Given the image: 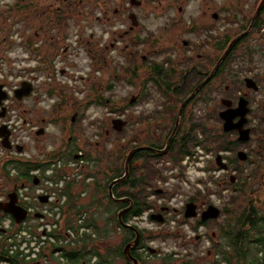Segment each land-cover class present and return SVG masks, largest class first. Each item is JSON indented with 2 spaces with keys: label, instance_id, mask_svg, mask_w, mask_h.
<instances>
[{
  "label": "flooded vegetation",
  "instance_id": "obj_1",
  "mask_svg": "<svg viewBox=\"0 0 264 264\" xmlns=\"http://www.w3.org/2000/svg\"><path fill=\"white\" fill-rule=\"evenodd\" d=\"M16 18L17 24L33 30V36L23 35L18 25L10 32L14 34L10 36L13 40L1 36L6 29L10 30L12 20ZM14 39H17V44ZM16 46L17 60H38L49 74L60 68L59 76L65 83L54 80L48 85L49 88L59 89L54 88L43 105L54 106L52 112L70 107L72 129L76 125L74 120L84 116V109L88 119L93 120L97 115L93 108L106 107L109 110L105 119L111 126L103 136L121 135L127 126L131 132L130 145H133L127 157L131 154V160L135 153L143 151L163 155L154 162L155 169L161 173L179 169L184 174L182 161L186 156L193 155L198 145L211 153L205 167L219 172L225 192L221 195V204L216 206L219 215L229 189L233 185L242 189L238 185L241 183L240 175L246 180L252 176L246 165L255 166L258 159L260 167L263 165L260 183H264V0H0V60L5 58V52L11 53ZM24 46L31 50L28 52ZM65 60L83 62L79 65L63 64ZM101 69L109 72L107 93L116 90L117 81L125 82V87L132 93L126 107L115 106L111 98L99 93L101 86L95 89L98 83L88 86L89 93L73 89L76 81L88 82L94 78L99 82ZM67 80L71 83L68 84ZM42 88L32 87V92ZM68 91H71L70 95ZM32 92L30 97L34 96ZM84 96L88 97V101L79 114L80 107L75 99ZM102 99L109 106H102ZM24 100L15 98L16 107ZM138 113V120L148 127L152 125L150 132L147 127L143 129L142 141L148 140L144 143L139 142L138 132H132L137 128L134 115ZM30 119L33 130L29 134H33L34 138L30 146L20 145V155L41 150L36 141L46 133L44 128L36 127L33 116ZM113 120L126 123L120 132L113 129ZM89 121L93 128L95 121ZM225 122L233 128L225 131ZM40 123L43 124V120ZM176 124L178 128L174 132ZM192 125L202 126L206 134L194 129L193 134L199 143L175 165L164 155L181 127L189 130ZM239 132L247 139L240 140ZM206 137L212 140L208 141ZM68 139L79 141L77 137ZM51 148L48 145L46 150L51 151ZM218 163L224 167H218ZM39 178L36 179L37 184ZM85 181L84 186L92 184V176L86 175ZM79 184L82 183L78 181L76 187ZM148 191L155 194L160 190L154 189L152 184ZM85 192L86 189H83ZM193 199L195 203L199 202ZM128 211L129 208L121 210L117 218L121 214V220ZM200 214L195 222L205 226L210 248L214 250L217 233L211 222L218 218L202 222L206 225L198 224ZM5 216L0 212V219ZM133 218L122 222L124 231L114 226L113 231L122 235L119 246H108L103 243L105 239L98 241L99 237H93L98 255L95 254L89 263L81 264H99L104 249L111 252V257L103 264H133V260L136 264H144L142 249L152 232L147 227L139 228L143 232V243L140 245L139 237L133 246L136 236V226L131 223ZM165 221L163 218L161 226L166 225ZM132 234H135L134 237ZM175 234L164 229L157 234L160 237L156 240L169 248L172 244L166 241L175 235L178 248L188 250L182 257V263L193 262L196 255L190 250L195 251L197 247L194 244H199L200 240H188L181 232ZM127 246L131 259L124 254Z\"/></svg>",
  "mask_w": 264,
  "mask_h": 264
},
{
  "label": "built area",
  "instance_id": "obj_2",
  "mask_svg": "<svg viewBox=\"0 0 264 264\" xmlns=\"http://www.w3.org/2000/svg\"><path fill=\"white\" fill-rule=\"evenodd\" d=\"M11 56L12 53H9L8 60H0V87L6 95L0 102V112L4 110V116L0 118V128L4 127L9 133L10 144V149L4 148L3 138L0 136V188L4 187L9 192H15L17 204L27 212V216L19 224H16L10 215L0 219V264H17V262L19 264H64L62 251L56 250L54 246L67 249L68 244H73L77 236L89 232V229L80 226L79 215L73 221L77 229L70 228L66 235L60 230L62 217L60 208L64 207L67 201L64 188L67 182L76 184L82 178L81 172L85 164L83 153L79 151L76 159L62 162V164L59 160L52 161L41 178L38 177L42 174L40 169L31 171L29 176L40 180L37 185L23 180L15 182L16 169L7 165L6 162L29 157L27 152L18 154L16 146L25 145L28 134L33 130L31 121L24 118L14 105L17 86L26 81L32 87L41 88L55 78H58L61 83H65V80L60 78L58 67L55 69L54 76L52 73L48 74L38 60H10ZM17 62L28 63L29 67L12 69L7 73V64H12L13 68L17 67ZM67 82L71 83L70 80ZM32 95L35 96V93L32 92ZM43 101L41 105L44 104ZM210 156L211 153H207L201 145H198L193 155L186 156L182 161V168L185 169L183 180L179 177L181 173L179 169L168 170L156 178L153 188L160 190L161 193L150 194L148 200L151 202V207L134 217L131 223L138 228L147 227L156 235L165 229L175 233L180 231L188 240L199 239L200 243L194 244L197 249L190 250L191 254L196 255L195 258L200 256L203 260L211 262L208 264H227L219 260L215 250H211L209 233H206L205 226L197 225L195 222L200 212L206 210L208 206L221 204V195L225 193L219 172L205 167ZM55 167L57 172H62L60 176H57ZM8 182L11 183L10 188L7 186ZM197 197L201 198L198 203H195L197 216L187 221L184 218L185 204L189 198ZM41 198H45L46 202L42 203ZM1 201L3 197H0ZM161 208H166L161 212L166 220L164 226L150 221V215L160 213ZM83 215L85 216L84 213ZM186 253L188 250L178 248L176 242L167 248L156 238L150 239L142 249L144 264H152L155 260L161 261L166 257H169L172 263L181 264L182 257Z\"/></svg>",
  "mask_w": 264,
  "mask_h": 264
},
{
  "label": "trees",
  "instance_id": "obj_3",
  "mask_svg": "<svg viewBox=\"0 0 264 264\" xmlns=\"http://www.w3.org/2000/svg\"><path fill=\"white\" fill-rule=\"evenodd\" d=\"M104 99H102L101 105L109 106L105 105L106 101H104ZM196 128L206 134L203 127L200 125H192L189 130L187 127L182 126L172 139L168 152L164 155V158H167V160H170L175 165L180 163L181 159L193 148V146L199 143L196 141V137L193 134ZM206 139L208 141L212 140L209 137H206ZM71 142H69V144ZM69 144H67L66 149L60 153L54 154L55 152L52 150L50 154L44 153L37 155L35 160L17 159L11 160V162L8 160L6 164L15 168L17 172L14 181L23 180L33 183L36 178H31L29 176L31 171L40 169L44 176L45 169L50 166L52 161L59 160L62 164V162L65 163L73 159L74 155H77L79 150L78 148H71V150L67 151ZM211 144H214V142H211ZM132 148L133 145H122L115 157L114 168L111 170L112 176L107 180L104 186L95 183L94 195L103 193L106 200L105 204H99V206H97L94 197L89 204H77L76 201L80 198V194L75 193L77 184L74 182H67L65 185L64 193L67 197V201L65 206L60 208L62 221L70 228L77 229L76 223L73 221L76 220L78 215L84 213L86 222L84 225L80 224V226L89 229L87 234L84 233L81 236H77L73 244H68L69 248L67 249L54 246L56 250L62 251L61 256L65 259V264L89 263L95 254L98 255L95 247L96 237H99L97 238L98 241L107 238L110 235V230H112L114 226L124 231L122 222L126 223L129 219L139 216L151 207V202L148 200L151 192L148 191V188L154 183L156 177L162 175L161 172L155 169L154 162L162 158L163 155L149 151L135 153L128 164L126 177L113 186L112 196L108 194L109 184L125 175L124 164ZM160 148L162 147L160 146ZM83 159L85 164L87 162L86 166H88V162L92 160V156L85 152L83 153ZM93 160L100 162L98 156ZM237 170L240 171L238 167ZM55 172L57 176L62 174L61 171L57 172L56 167ZM56 174H54V176H56ZM240 176L241 183H238V185L242 188V186L246 184V178H243L244 176L242 175ZM179 177L183 179L184 174L181 172ZM232 188L233 190H237L235 185H233ZM8 193L9 191L4 187L0 188V197H3V201L5 202L7 201L6 198ZM256 197L257 201H259L262 206L261 208L257 207L255 202H251L238 214L234 215L233 220L225 224V226L224 223H217L216 220L211 222L213 225L214 223L217 225L216 230L219 231L217 237L221 239L215 245V253L219 255L220 261L227 264H264V186L260 188ZM188 202H195V200L189 198ZM125 208H129V211L127 214L122 215L121 220L118 219L117 214ZM99 211H102L106 217L101 218L98 216L97 214ZM228 211V207L222 206V214L225 215ZM101 221L105 224L100 227L99 223ZM198 224L206 225L199 220ZM134 231L139 233L140 245H142L143 241L141 242V239L143 232L137 227H135ZM134 235L135 234H132V237H134ZM149 238L152 239L153 236L151 235ZM103 252L104 254H101L100 260L98 259L99 264L107 262V259L111 257V252L109 251L108 253L107 249H104ZM17 264L19 263L17 262ZM162 264L173 263L169 257H166L162 259ZM182 264L195 263L194 260L193 262L188 260Z\"/></svg>",
  "mask_w": 264,
  "mask_h": 264
},
{
  "label": "rangeland",
  "instance_id": "obj_4",
  "mask_svg": "<svg viewBox=\"0 0 264 264\" xmlns=\"http://www.w3.org/2000/svg\"><path fill=\"white\" fill-rule=\"evenodd\" d=\"M23 19H24V14L21 15V20ZM12 22L13 23L10 26V30L6 29L4 34L1 33V36H6L8 39L13 40L12 38H10V36L14 34L11 35L10 32L11 30L17 29V25L19 27V30L23 33V35L25 34L26 36H33L32 29H30L29 27L21 26V24H17V18L15 20H12ZM14 40L17 44V39H14ZM24 49L27 50L28 52L31 50V48H28L27 46H24ZM11 53H12V56L10 57L11 58L10 60H17V46L12 50ZM8 54L9 53L7 52L4 53L5 58L3 60H8L7 59ZM14 56H15V59H14ZM45 61L50 62L51 60H45ZM65 62L79 65L83 61L82 60H72V61L65 60L63 64H65ZM21 67L22 69L28 68L29 64L28 63L21 64V62H17V67L14 66L12 68V64L8 63L7 73H9L12 69L13 70L21 69ZM100 73L101 74H100L99 82L95 80L94 78H91V80H89L88 82H77L76 81L75 83H73V89L75 91H78L79 89L81 91L83 89L85 90L86 93H89V91H87L88 86L94 85L93 82H95V85L98 83L95 89L101 86L102 89L100 92L98 91L99 93L107 95L105 96V98H111L115 106L126 107V104H127L126 101L131 96L132 93L130 92L129 89L125 87V84H124L125 82L121 80L117 81L115 83L116 90L115 91L113 90V92L107 93L106 84L110 86L109 72L106 69H101ZM52 74L55 76L56 75L55 71ZM54 80L59 81L58 78H55L52 80V82ZM52 82H50L48 85H51ZM40 83H43V82H40ZM48 85H44L42 90H37L35 92V96L31 98H26L24 101L21 102V104L17 103V107H16L17 111L26 119L33 116V120L35 122L36 127L38 129L40 128L45 129L46 133H44L43 136L39 137L36 141L38 142V145L42 152H45L46 147L50 145L52 147L51 149L55 152L54 154L60 153L64 151L66 149V145L69 144V142H71L68 139L69 137H74V138L77 137L79 139V141L75 140L71 142L67 148V151L71 150V148L72 149L78 148V150H81L83 153L86 152L87 154H90L92 156V160L88 162V166L85 167L84 172H81L82 178L79 180V182L82 184H79L77 186V190L75 192V193L80 194V198L76 201V203L83 204V205L89 204L91 203L92 198L94 197V201H96L97 206H99V204L103 205L106 202L103 193L94 195L95 183L99 184L100 186H104L107 180L112 176L111 170L114 168L115 157L118 154V150L121 149L122 145H125V144L130 145V139H129L130 133H131L129 132L130 129L128 130V127L126 126L121 135L114 134L108 138L103 136L104 131L109 130L111 126L109 121L105 119L106 112H108L109 110L106 107L93 108L95 112H97L96 119H93V120L88 119L89 118L88 113L84 109L83 111L84 116L79 118L77 121L74 120V123L76 122V125L74 126V129H72L70 126L69 118L72 117L73 113L70 110V107L69 109L65 107L63 108V110L59 112L58 111L52 112V109L54 106L46 107L44 105H41L42 100H48L52 90L54 88L55 89L58 88V87L49 88ZM70 92L68 95H70ZM54 97L60 98L56 96ZM75 101L77 102V105L79 104L80 108L78 111L80 114L82 112L81 111L82 106L84 107L85 104H87L88 97L84 96L81 99H75ZM14 105L16 106L15 102H14ZM133 111L135 110L133 109ZM140 113H142V111H140ZM134 116L138 120L139 113ZM132 119L135 120L134 117ZM40 120H43V124L40 123ZM89 120L95 121L94 122L95 126L93 128L90 126V124H88ZM137 120L134 122V123H137V128L132 129V132H138L139 142L141 143L147 142L148 140L142 141L143 140L142 138L144 137L143 129L144 127H147L149 128V132H150V130H152V125L148 127L147 125L142 123V120H138V121ZM69 128H70V131H69ZM80 133H84V134H80ZM28 137L29 139L26 141V144H25L27 147L30 146L32 142L31 139L34 138L33 134H28ZM83 140H85L84 143L82 142ZM30 155L32 156L33 154L30 152ZM97 156L100 158V162H96L95 160H93ZM242 164L244 163L242 162ZM245 168H247L248 171L252 173V176L249 177L250 179L246 180V184L242 186V190L241 189L239 190V188L236 191H234L233 188L229 189V193L225 197L224 202L221 206L228 207V210L230 212L228 211V213L225 215L221 213L218 219L216 220L217 223H224V226L225 224L230 223L233 220L234 215L238 214L243 208H245L251 202H255L257 204L256 206L259 207L260 202L257 201L256 194L260 191V188L264 186V183L263 184L260 183V172L263 170V165L260 167V163H258V159H257V164L255 166L246 165ZM86 175L92 176L93 181H92V184L84 186V184L87 183L85 181ZM229 176H232V175H229ZM243 178H246V177L244 176ZM7 186L10 188L11 183L8 182ZM83 189H86L84 196L81 195L83 193ZM200 199L201 198H198V197L196 198V200H200ZM97 215L100 216L101 218L106 217V215L102 211H99ZM85 222H86V218L85 216H82L81 225H84ZM189 223L191 222L189 221ZM104 224L105 223L101 221V223H99V226L100 227L104 226ZM113 229L110 230V235L107 238H105V240L103 241L104 244L111 246V247L119 246V244L122 242V235L116 231H113ZM216 229H217V225L214 223L213 230L218 235L219 231H217ZM61 231L65 232L66 231L65 227L64 228L62 227ZM151 232H152L153 238L160 237V236H157L155 232L153 231ZM172 233L175 234V232H172ZM161 240H163V238ZM220 240H221L220 238L219 239L218 237L216 238L217 242ZM166 242H169L171 244L173 242H176L175 235H173L172 238H169ZM165 247H168V246L165 245ZM193 260H194V263L196 264L211 263L208 260H203L202 257L200 256L199 258H195ZM114 261L115 260H113V263ZM119 261L120 260H117L116 262H119ZM152 264H160V261L155 260L154 262H152ZM173 264L175 263L173 262Z\"/></svg>",
  "mask_w": 264,
  "mask_h": 264
},
{
  "label": "water",
  "instance_id": "obj_5",
  "mask_svg": "<svg viewBox=\"0 0 264 264\" xmlns=\"http://www.w3.org/2000/svg\"><path fill=\"white\" fill-rule=\"evenodd\" d=\"M31 92H32L31 84L27 83V82H23L21 84V87L15 91V98L18 101H21L22 99L29 97ZM5 96H6L5 93L0 90V102H1L2 99L5 98ZM3 116H4V110H2L0 112V117H3ZM125 124H126L125 122H121L120 120H113L112 121L113 129L118 131V132H120L122 130V127ZM177 128H178V124L175 125L174 132L177 130ZM223 128H224L225 131H229L233 127L228 125L225 122ZM8 135H9V133L5 130V128L1 127L0 128V136L3 137L2 145L6 149H10V144H9V141H8ZM172 135H171V137H172ZM239 135H240V138H239L240 140H246L247 139V137H244L242 132H239ZM167 143H169V140H168ZM21 150H22L21 147H17V151L18 152H20ZM130 156H131V154L126 158V161H125V164H124L125 175L122 178L114 180L111 184H109V186H108V194H109V196H112V188H113V186L126 177L127 172H128V163H129V160H130ZM241 159H243V157ZM216 161L217 162L219 161V156L216 158ZM218 165L217 166L220 167V168L224 167L223 165H221L219 163H218ZM33 184L37 185V180L36 179H34ZM156 193L160 194L161 191H156ZM40 201L42 203H45L46 199L45 198H41ZM165 210H166V208H161L160 209V213H156V214L150 215V219L152 221H154V222L162 223L163 222V217L161 215V212H163ZM0 212L10 215L11 218L14 220V222L16 224H19L27 216V212L22 207H20L17 204V198H16V194H15L14 191H11L10 193L7 194V201L6 202H1L0 203ZM219 213H220L219 209H217L213 205H210V206H208L206 208V210H204L200 214V220H201V222H205V221L210 220V219H217L218 216H219ZM120 215L121 214L118 215L119 219H120ZM196 215H197L196 204H194L193 202H187L185 204V208H184V218L185 219H190V218L196 217ZM35 217H38V215H35ZM135 234H136V236H135V240L133 242V246L137 244V241L139 239V234L137 232H135ZM128 250H129V247L127 246L124 249V254H125V256L127 258L131 259V256H130V253L128 252ZM151 252H154V251L151 250ZM133 264H136L135 260H133Z\"/></svg>",
  "mask_w": 264,
  "mask_h": 264
},
{
  "label": "bare ground",
  "instance_id": "obj_6",
  "mask_svg": "<svg viewBox=\"0 0 264 264\" xmlns=\"http://www.w3.org/2000/svg\"><path fill=\"white\" fill-rule=\"evenodd\" d=\"M21 84V83H20ZM21 160V159H20ZM11 162V161H10ZM9 163V162H8ZM6 215V214H5ZM82 216H84L83 214H80L79 215V220H80V222L82 223ZM64 228L65 227V229H66V231L65 232H62V234H64V235H66V234H68L69 233V231H70V227L69 226H67V224L66 223H64V221H62V219H60V230H61V228Z\"/></svg>",
  "mask_w": 264,
  "mask_h": 264
},
{
  "label": "clouds",
  "instance_id": "obj_7",
  "mask_svg": "<svg viewBox=\"0 0 264 264\" xmlns=\"http://www.w3.org/2000/svg\"><path fill=\"white\" fill-rule=\"evenodd\" d=\"M67 162V161H66Z\"/></svg>",
  "mask_w": 264,
  "mask_h": 264
}]
</instances>
